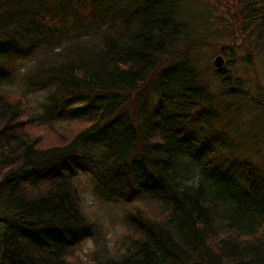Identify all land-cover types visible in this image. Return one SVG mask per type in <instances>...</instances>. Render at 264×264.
Here are the masks:
<instances>
[{"label":"trees","instance_id":"16d2710c","mask_svg":"<svg viewBox=\"0 0 264 264\" xmlns=\"http://www.w3.org/2000/svg\"><path fill=\"white\" fill-rule=\"evenodd\" d=\"M238 1L264 57V0ZM205 8L0 0V264H86L85 239L92 264H264V161L249 158L264 153V100L232 78L224 46L212 88L194 58L213 44L195 35L210 30ZM58 45L16 74L22 58ZM11 77L45 90L41 112L1 87ZM80 173L123 206L127 231L111 249L81 202ZM149 201L157 211L140 207Z\"/></svg>","mask_w":264,"mask_h":264},{"label":"rangeland","instance_id":"374dc122","mask_svg":"<svg viewBox=\"0 0 264 264\" xmlns=\"http://www.w3.org/2000/svg\"><path fill=\"white\" fill-rule=\"evenodd\" d=\"M185 2V9L192 10V12H198L201 7L209 9L211 11V27L208 32L205 29L200 31L196 30L195 35H207L209 41L213 44L206 45L202 42L198 47H195L194 58L203 67L207 73L212 74L211 78L214 80L212 88L215 91L220 90L219 79L214 70L216 67H222L227 65L226 55L220 52V49L227 50V57L233 56L232 64L230 65L231 76L235 80L237 78L242 80L243 87L246 89H255V93L262 95L261 99L264 100V57H256L254 55L256 51L252 43L254 35H252V23L253 14H250V9H246L243 12V8L238 0H183ZM205 5V7H204ZM202 10V9H201ZM252 13V12H251ZM196 15V13H193ZM250 14V15H249ZM247 17V20H243ZM255 17V16H254ZM201 32V33H200ZM217 33V34H216ZM194 42L196 40H193ZM224 46V47H223ZM61 48L60 45L55 47L53 51H36L34 54L22 58L16 69V74L22 75L29 69L33 68L40 61H44L50 57L54 59L55 53ZM47 58H44L46 57ZM240 56H246L251 59L250 67H246L241 62ZM217 57H220L221 65L216 66L215 61ZM49 59V60H50ZM47 61V60H46ZM234 84L229 85L233 86ZM1 87L5 90L12 89L14 92L22 94L26 101V104L32 111H42V102H44V89L42 91L39 88H26L19 80L12 78L3 81ZM38 89V90H36ZM234 90V87H233ZM232 90V91H233ZM231 91V89H230ZM64 119V118H63ZM60 122V126L64 125L75 128V120L64 119ZM73 128V129H74ZM71 129V130H73ZM261 152V153H260ZM262 147L257 154H250L249 157L252 162L264 161V153H262ZM78 187L81 195V202H83L85 210L93 215V217L101 223L104 237L107 240L108 246L111 249L112 246L117 245L120 242V235L123 236L127 231L122 225V210L123 206L119 204H109L100 200L94 191V181L91 179L88 173H80L77 177ZM140 207L146 208L147 212L157 211V203L143 202ZM94 248L92 239H85L79 244L77 251L86 261V264H92L90 260V251Z\"/></svg>","mask_w":264,"mask_h":264},{"label":"water","instance_id":"95a60500","mask_svg":"<svg viewBox=\"0 0 264 264\" xmlns=\"http://www.w3.org/2000/svg\"><path fill=\"white\" fill-rule=\"evenodd\" d=\"M219 59H220V57H217L216 61L214 62L216 66H219L222 63ZM230 89H231V91L233 90V88H230Z\"/></svg>","mask_w":264,"mask_h":264}]
</instances>
